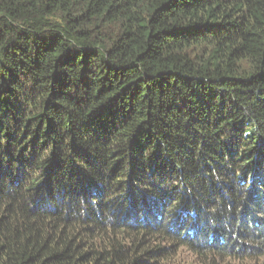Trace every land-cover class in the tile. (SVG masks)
<instances>
[{"label":"trees","instance_id":"16d2710c","mask_svg":"<svg viewBox=\"0 0 264 264\" xmlns=\"http://www.w3.org/2000/svg\"><path fill=\"white\" fill-rule=\"evenodd\" d=\"M262 176L264 0H0V264H264Z\"/></svg>","mask_w":264,"mask_h":264},{"label":"rangeland","instance_id":"374dc122","mask_svg":"<svg viewBox=\"0 0 264 264\" xmlns=\"http://www.w3.org/2000/svg\"><path fill=\"white\" fill-rule=\"evenodd\" d=\"M262 178L264 179V176H262ZM190 260H191L190 256L187 254V252H184L183 261L184 262H189Z\"/></svg>","mask_w":264,"mask_h":264}]
</instances>
